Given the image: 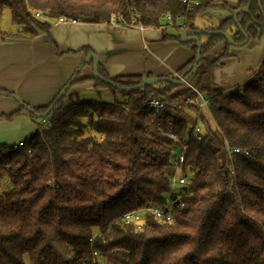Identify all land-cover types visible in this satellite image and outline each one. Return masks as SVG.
Listing matches in <instances>:
<instances>
[{
	"label": "trees",
	"instance_id": "1",
	"mask_svg": "<svg viewBox=\"0 0 264 264\" xmlns=\"http://www.w3.org/2000/svg\"><path fill=\"white\" fill-rule=\"evenodd\" d=\"M248 3L237 25L248 41L257 40L264 34L261 0H237L235 7L202 0L183 15V28L163 34L162 41L192 51L176 71L181 78L191 73L197 48L181 43L180 34L195 32L201 42L186 84L133 90L142 76L110 77L99 64L101 81L77 75L71 86L92 81L95 89L119 94V101L63 105L67 91L51 109L55 99L28 112L32 120L45 114L49 127L35 129L22 146L0 145V264H24V258L29 264H264V52L243 84L223 89L213 82L214 69L230 57L229 44L215 33L242 43L233 14ZM219 8L229 15L217 27L194 26L199 14ZM3 9L26 36L48 33L59 18L109 24L114 17L165 32L164 16L185 10L180 0H0V14ZM11 38L0 32V43ZM198 94L209 100L207 109L194 103ZM149 97L175 107L143 106ZM167 133L185 146L180 205L171 222L146 215L135 231L123 215L161 205L170 191L165 173L175 144Z\"/></svg>",
	"mask_w": 264,
	"mask_h": 264
},
{
	"label": "crops",
	"instance_id": "2",
	"mask_svg": "<svg viewBox=\"0 0 264 264\" xmlns=\"http://www.w3.org/2000/svg\"><path fill=\"white\" fill-rule=\"evenodd\" d=\"M212 1L216 5L225 4ZM261 2L264 5V0ZM0 32L13 36L0 43V90L18 97L31 109L48 106L85 57L83 54L66 52L90 48L108 76H142V79L148 73L153 77H167L193 56L189 47L176 41H162L164 33L175 34L173 29L163 32L145 27L140 32L135 27L122 25L52 22L46 34L26 36L20 33L17 26L13 30ZM252 50L247 55L248 62L261 59L264 52L262 44ZM58 53L61 55L58 56ZM86 66L89 69L92 67L89 64ZM78 75L79 78L92 76L86 71L82 76L80 72ZM250 76L239 80L236 78V84L231 87L243 84ZM84 83L94 87L92 81ZM81 84L70 86L66 97L75 99V90ZM18 110L11 120L5 118ZM36 126V119L32 120L27 111H20L16 101L0 96V145H10L31 135ZM13 130H19V133L7 139Z\"/></svg>",
	"mask_w": 264,
	"mask_h": 264
},
{
	"label": "rangeland",
	"instance_id": "3",
	"mask_svg": "<svg viewBox=\"0 0 264 264\" xmlns=\"http://www.w3.org/2000/svg\"><path fill=\"white\" fill-rule=\"evenodd\" d=\"M216 2H222L227 7L235 6L236 0H215ZM229 13L222 8L216 10H208L199 14L194 21V26L199 30H204L205 28H215L218 26L219 22L226 18ZM16 25L11 22L10 13L7 9H3L0 14V30L8 31L13 30ZM262 44L264 47V34L257 40H250L245 45L232 46L229 45L228 52L230 57L225 59L221 66L216 67L213 71V82L219 88H227L236 84V81L239 79H245L249 76L252 71L256 69V63L259 62L258 58L256 62L254 60L248 62V56L253 52L252 49L255 48L256 45ZM220 48L223 45L219 46ZM218 47V48H219ZM249 53V54H248ZM260 57V56H259ZM85 58V57H84ZM88 66H84L80 71V76L85 74V71L92 74V67L89 69ZM78 67L75 68V71ZM236 78H238L236 80ZM71 79V78H70ZM75 99L64 97L61 101L63 105H67L73 101H96L101 103H114L120 100L119 94H112L108 89H95L90 83H82L75 90ZM48 118H36L37 125H43L45 122H48ZM19 133V130L10 131L7 135V139L16 136ZM100 139V137H98ZM24 264H29L27 258H24Z\"/></svg>",
	"mask_w": 264,
	"mask_h": 264
},
{
	"label": "built area",
	"instance_id": "4",
	"mask_svg": "<svg viewBox=\"0 0 264 264\" xmlns=\"http://www.w3.org/2000/svg\"><path fill=\"white\" fill-rule=\"evenodd\" d=\"M180 3L184 6V14L182 15H166L163 18V27L166 29H175V28H183L185 17L183 15L187 14L188 12L193 11L195 8H197L199 5H201L202 0H180ZM36 16H38L36 14ZM119 22H117L116 18L111 17L109 20L110 25H122L125 27H135L138 29V31L142 32L144 31L145 27L141 25H127L124 23L123 19L119 18ZM57 23H65V22H72L73 21H67L64 18H59ZM151 28V27H150ZM175 77H177L179 80L182 78L176 73H172ZM145 79V78H144ZM194 103L199 106L200 108L207 109L209 100L202 97L198 94V97L194 99ZM169 105L170 107H175V104H166L155 97H149L143 102V106L158 110L164 106ZM43 127H49L48 122H45L43 125L36 126V130H40ZM195 135L197 136V139H200V129H195ZM165 136L170 139L174 144V152L173 155L170 158V166L169 170L165 173L167 179L170 182V191L168 195L165 196L163 203L161 205L157 206H146L136 211H130L123 215L122 222L125 225H130L135 231H139L142 229L144 225V217L146 215L153 216L154 219H156L159 222H171L173 218V213L175 208L180 205L179 203V196L181 193V189L185 188V183L187 180V176L184 174H181V167L184 163V154H185V146L179 145V140L177 136L173 133H167ZM30 135L15 141L12 145L13 146H22L24 141L26 139H29ZM238 149H233L232 153H238ZM96 255V254H94Z\"/></svg>",
	"mask_w": 264,
	"mask_h": 264
},
{
	"label": "water",
	"instance_id": "5",
	"mask_svg": "<svg viewBox=\"0 0 264 264\" xmlns=\"http://www.w3.org/2000/svg\"><path fill=\"white\" fill-rule=\"evenodd\" d=\"M249 6H250V3H248L246 6H244L242 8L237 9L234 12L233 19H234L236 25H237V16L239 14L247 12L248 9H249ZM237 28H238L239 31H241V29H240V27L238 25H237ZM241 32H242V34L244 36V41L242 43H238V44L233 42L232 36L230 34H228V33L216 32L215 35H221L222 37H224L229 45L241 47V46L245 45L248 42V36L246 34H244L243 31H241ZM196 33H200V32H196ZM180 41L183 44L193 42L195 44L196 48H197V52H196V55H195V65L193 66V69H192L191 73L187 77L182 78L181 80H173L170 77H153V78H149V79L145 78V79H142V82L138 86L132 88L133 90H138V89L145 88L147 86H152V85H155V84H157L159 82H167V83L172 84V85H182V84H186L187 83V80H188L189 76L191 74H193L195 69H196V63L200 59L201 42L195 36V32H188V31L182 32L180 34ZM89 62H92V77L95 78L98 81H101V78L99 77L98 72H97L98 65H99L98 57L95 54H93V53H88L85 56V58L83 59V61L81 62V64L78 66L77 70L75 71V73L73 74L71 79L66 83V85L57 94L55 100L53 101L52 105L50 106V109L64 96V94L70 88L72 83L75 81L78 73L85 66V64H87ZM105 83H108V82L106 81ZM0 96H4V94L0 93ZM12 99L14 101H16L20 106H24L22 101L18 97L13 95ZM25 109L29 113L33 112V110L30 107H28V106H25ZM44 117H46L45 114L42 116V118H44ZM183 189H185V188H183Z\"/></svg>",
	"mask_w": 264,
	"mask_h": 264
}]
</instances>
